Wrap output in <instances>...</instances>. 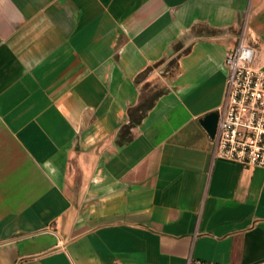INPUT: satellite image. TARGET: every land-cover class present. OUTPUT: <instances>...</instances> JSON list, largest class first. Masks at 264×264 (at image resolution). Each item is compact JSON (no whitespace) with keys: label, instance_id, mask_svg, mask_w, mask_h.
<instances>
[{"label":"crops","instance_id":"1","mask_svg":"<svg viewBox=\"0 0 264 264\" xmlns=\"http://www.w3.org/2000/svg\"><path fill=\"white\" fill-rule=\"evenodd\" d=\"M244 24L264 69V0H0V264H264V167L213 158L198 122Z\"/></svg>","mask_w":264,"mask_h":264},{"label":"built area","instance_id":"2","mask_svg":"<svg viewBox=\"0 0 264 264\" xmlns=\"http://www.w3.org/2000/svg\"><path fill=\"white\" fill-rule=\"evenodd\" d=\"M257 42L244 24L223 58V98L216 108L212 136L206 134L213 158L245 167H264V69L255 64ZM185 264H228L188 258Z\"/></svg>","mask_w":264,"mask_h":264},{"label":"rangeland","instance_id":"3","mask_svg":"<svg viewBox=\"0 0 264 264\" xmlns=\"http://www.w3.org/2000/svg\"><path fill=\"white\" fill-rule=\"evenodd\" d=\"M176 57L172 56L163 66L156 64L146 69L140 77H147L139 84V97L136 105L130 109L132 118L139 120L162 95L175 91L177 85ZM138 123V122H137Z\"/></svg>","mask_w":264,"mask_h":264},{"label":"trees","instance_id":"4","mask_svg":"<svg viewBox=\"0 0 264 264\" xmlns=\"http://www.w3.org/2000/svg\"><path fill=\"white\" fill-rule=\"evenodd\" d=\"M130 109H128V112L126 114L127 122L121 127L120 132L116 138V144H118V146L130 140L131 138L130 129L139 121V118L137 119L132 118V111H130Z\"/></svg>","mask_w":264,"mask_h":264},{"label":"water","instance_id":"5","mask_svg":"<svg viewBox=\"0 0 264 264\" xmlns=\"http://www.w3.org/2000/svg\"><path fill=\"white\" fill-rule=\"evenodd\" d=\"M200 125L204 128L206 133L210 136L214 133L215 122H216V113L211 111L203 115L199 121Z\"/></svg>","mask_w":264,"mask_h":264}]
</instances>
